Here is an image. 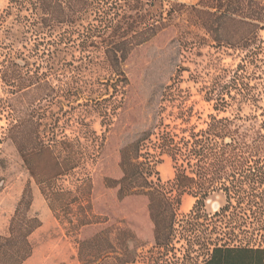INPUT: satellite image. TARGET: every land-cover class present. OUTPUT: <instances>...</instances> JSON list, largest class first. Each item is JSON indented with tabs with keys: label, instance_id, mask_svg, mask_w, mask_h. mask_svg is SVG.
Returning a JSON list of instances; mask_svg holds the SVG:
<instances>
[{
	"label": "trees",
	"instance_id": "1",
	"mask_svg": "<svg viewBox=\"0 0 264 264\" xmlns=\"http://www.w3.org/2000/svg\"><path fill=\"white\" fill-rule=\"evenodd\" d=\"M11 3L6 14L19 12L20 35L7 31L10 43L1 46L0 82L13 96L32 92L37 103L28 117L12 116L10 139L55 219L78 239L80 262L95 263L97 241L111 233L102 226L121 219L130 227L136 250L150 244L169 252L179 243L185 264H264V122L251 140L249 129L255 126H244L239 114L211 115L205 130L181 134L161 123L156 141L148 134L121 146L113 166L105 157V135L126 100L124 65L134 49L168 30L181 53L209 47L241 55L228 83L207 91L206 101L215 103L216 113L259 102L264 113V0H199L168 7L160 0ZM22 41L27 53L15 47ZM30 56L40 60L45 72L24 70L16 61ZM100 56L112 76L113 93L92 99L81 77ZM251 66L260 73L257 95L248 82ZM172 95L167 87L164 98ZM42 101L59 106L61 113H43ZM92 113L102 118V135L87 119ZM151 150L172 160L173 180L163 183ZM185 195L196 203L180 215ZM216 196L224 203L208 213L206 204ZM32 204L30 182L8 234L0 235V264H24L32 256L31 236L41 226Z\"/></svg>",
	"mask_w": 264,
	"mask_h": 264
},
{
	"label": "rangeland",
	"instance_id": "2",
	"mask_svg": "<svg viewBox=\"0 0 264 264\" xmlns=\"http://www.w3.org/2000/svg\"><path fill=\"white\" fill-rule=\"evenodd\" d=\"M160 1L168 7L170 3L195 5L199 0ZM11 5V0H0V15H3L0 21V62L5 52L1 46L10 43L7 40L9 37L6 35L7 31H11L10 33L15 37L20 35V27L17 26L19 12L13 11L6 14ZM262 36L264 38V34ZM173 37V30H168L149 43L134 49L126 61L124 70L129 85L126 89L125 104L118 110L117 118L114 117L113 130L105 135L107 165L113 166L114 158L121 146L137 141L148 134H152L151 141H156L161 123L173 132L181 134L182 131L192 128L195 131L205 130L210 123L211 115L232 118L239 114L246 120L244 126H255L249 129L251 135L249 140L254 132L259 131V126H262L264 113L258 108L262 106L260 102L255 104L258 106L245 104L241 111L218 114L214 111L215 103L206 101L207 91L212 92L214 86H219V83L221 85L228 83L231 72L236 70L242 62L241 55L233 50L223 52L209 47L195 53H181L178 44L171 42ZM22 43L23 41L16 42L15 47L27 53L22 48ZM16 61L23 66L24 70L38 69L44 72L46 70L40 66V60L32 56L25 61L20 59ZM249 73L251 76L248 82L251 87H254L252 95H257L261 82L257 75L260 73L253 66ZM111 78L107 65L103 63V57L100 56L94 65L82 72L83 85L88 89L86 97L109 98L113 93ZM167 87L173 89L172 98L169 100L163 96ZM5 88L0 82V235L8 234L16 207L26 186L31 182L32 214L40 219L41 226L31 236L33 254L24 264H86L80 262L78 239L70 236L65 226L55 219L39 189L31 181L14 141L10 139L9 128L12 116L28 117L37 103V98L32 92L13 96ZM82 102L81 100L80 103ZM41 106L43 113L49 114L52 111L50 116L53 112L57 114L62 111L59 106H53L48 101H42ZM11 109H15V112ZM63 110L69 111V108L65 106ZM87 119L98 135L105 132L106 127L101 125L102 118L98 114H89ZM67 133L70 135L71 131L67 130ZM151 152L159 159L157 170L163 183L173 180L175 170L169 156L153 150ZM195 203L196 199L185 195L179 214L190 213ZM223 203L224 198L216 196L207 202L206 210L208 213H214ZM121 221L123 220L118 219L115 224L112 221L109 226H102V230H111V233L101 235L97 241L98 257L95 263L89 264H185L182 261L184 254L179 251L181 248L179 243L175 244V250L169 252L166 250L159 252L150 244L136 250L129 234L130 227L119 223ZM262 246L264 249V245Z\"/></svg>",
	"mask_w": 264,
	"mask_h": 264
}]
</instances>
